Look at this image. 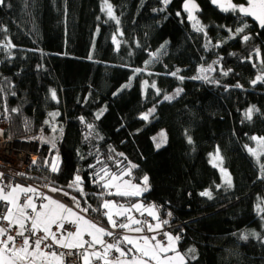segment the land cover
<instances>
[{
    "label": "trees",
    "instance_id": "trees-1",
    "mask_svg": "<svg viewBox=\"0 0 264 264\" xmlns=\"http://www.w3.org/2000/svg\"><path fill=\"white\" fill-rule=\"evenodd\" d=\"M103 1L0 2V136H57L42 140L40 160L13 183L64 190L103 225L106 200L152 202L163 228L178 235L183 264H264L256 208L264 165L248 152L254 136L264 138V26L213 0H196L192 22L185 0H106L116 19L105 17ZM214 58L226 74L194 78ZM148 61L154 66L142 75ZM176 88L175 99L163 100ZM162 128L166 143L155 148ZM214 151L230 185L210 162ZM123 172L136 183L147 178V189L113 194L103 181ZM130 213L119 217L135 219Z\"/></svg>",
    "mask_w": 264,
    "mask_h": 264
},
{
    "label": "rangeland",
    "instance_id": "rangeland-1",
    "mask_svg": "<svg viewBox=\"0 0 264 264\" xmlns=\"http://www.w3.org/2000/svg\"><path fill=\"white\" fill-rule=\"evenodd\" d=\"M213 1H219V0H213ZM248 1L249 0H247V2ZM219 5L224 10L238 9L241 11L245 4L243 3L236 4L234 1L228 0L226 4H219ZM102 9L104 11L106 18L116 19L113 7L106 0L102 2ZM113 41L114 43L118 42L116 36L113 37ZM153 66H154V62L148 61L146 67L141 71V74L143 75L144 72L149 71ZM225 74H226L225 70L221 67L219 58H214L208 64H202L198 66L196 73L194 75V78L207 80L213 77L214 79H218L219 77ZM147 86H148L147 81L143 80L142 81L143 95L146 94ZM180 93H181V89L176 88L172 92L167 94L165 98H163V100H173ZM153 112H154V106L151 107L147 112L143 113L142 117L144 119H147ZM6 122L7 120L5 118L2 119V121L0 122L1 127L6 126ZM1 129L2 128H0V130ZM37 137L41 139L40 141L41 143H42V140L43 141L46 140L49 142V144H53L55 139L57 138L56 134L54 133L51 135H45V136L40 134L39 136L37 135ZM166 139H167V135H166L165 129L162 128L158 130L152 136V142H153L154 147L155 148L162 147L166 143ZM252 140H253L252 145L248 148V152L250 153L254 161L259 166L261 165L263 166L264 165V138L259 137V136H254ZM54 161L56 162V157L54 158ZM210 162L217 169L219 176L221 178V182L223 184L230 185L232 182L231 175L229 171L226 168H224L222 164L221 156L218 153V151H214L210 155ZM53 164L55 165L54 162ZM124 174L125 172L120 173V174L109 175L105 178L103 183L106 185L107 188L109 185H111V188H108V189L111 190L113 194H122L125 196L126 195L133 196L136 193H140L141 191H144L145 189H147L148 187L147 178H143L141 183H136L124 177ZM119 185H122V187H125V189L121 191L116 188L118 191H120V192H117V190H115L114 187L119 186ZM26 187L27 185L22 184V183H16V184L12 183L11 188L9 190H6L4 187L0 186V200L5 199L7 201L8 199L11 202L12 201L18 202L19 198L20 197L22 198V196L20 195L21 191L23 190H25L26 192L28 191ZM131 187L133 189L135 188V191H131ZM54 192L61 193L64 197H67L66 192L64 190L56 189ZM55 200L56 201L52 205L51 212L49 213V216H48L49 218L47 219L48 225L52 226V225H55L57 222L59 223L60 221H63L64 214L68 213V215L72 214L73 216L75 212L78 213L73 208L66 205L63 201L57 200V199ZM258 202L259 203L257 204V207H256L257 214L262 221V228L264 232V200H259ZM106 203H108V201H106L104 204ZM45 206L47 205L46 203L43 202L42 207L40 209L43 210ZM108 206L109 207L114 206L118 208V206L115 205L114 202L112 201H109ZM125 206H128V205H125ZM130 208L132 209V211H134V213L145 212L149 216V218H151V220L154 221V224H155V226L154 224L152 225L150 223L146 224L147 228L145 231H149L151 235L158 233V232H162L166 236L165 243H161L157 241L154 235L150 236V238H147L144 235L145 233L131 234L133 233L132 230L137 233L138 231L139 233L141 232L140 228L135 229L136 226L135 227L133 226L134 228L132 227V224L134 225L135 223L137 222L139 223L140 221L139 218L136 217L137 219L136 218L133 219L132 220L133 222H131V224L128 225L129 232L127 233L129 234L127 235H129L130 237L129 236L125 237V242L130 244L129 250L125 248H121L117 244L116 245L107 244V246L102 251H98L96 253L95 257L101 259L102 262H110L112 261L113 258H112V255H110L107 252V250L114 249V251L116 252V254H114V257H115L114 259L125 257V256H134V257L145 258L149 260L150 262H152L153 264H183L186 260L185 256L182 255L180 252L176 251L177 243H178V235L163 228L164 221L163 219L159 218L158 208L155 205H152L151 203L143 202L140 199L135 200L134 203L131 204ZM131 209H130V212H132ZM107 211H109V215H110L109 222H107V224L103 225L100 223H96L95 221H92L91 219L86 217L84 214H82V215H79L78 217V219L80 218L79 220L76 219L77 227L73 232H67L66 234L60 235V237L59 236L57 238L54 237L55 239H52V240L57 242V243L55 242L54 243L61 247L86 248L87 250H90V251L95 250L97 246L104 244L106 240V235H108L109 229L112 228V225H113L112 220L114 216L113 217L111 216L113 210L107 209ZM12 212H13L12 207H9L8 211H6L7 217H10L12 215ZM15 221H17L16 225L18 226V229H20L21 221H18L17 218L15 219ZM26 222H27L26 220L25 221L23 220L24 225H26ZM157 227L159 228L157 229ZM253 232H256V230ZM253 235L256 236L257 234L254 233ZM262 240L264 241V235L262 237ZM2 247L4 248V245H0V250L2 249ZM10 250L11 252H9L10 253L9 256L12 259L7 257V259H5V262L0 259V264H40V262L42 264L44 263L45 264H49V263L56 264L58 262V259H56V257L47 255V254L46 256L44 252L42 251L39 252L37 251L36 248L35 250H33L34 253H33V256L30 258V260L28 257L26 258V254H27L26 250L23 254H18L12 249ZM104 252H105V255H104ZM90 253L91 252H88V255ZM10 259L12 261H10ZM88 259H90V257L87 256V258L83 260L84 263L85 262L87 263Z\"/></svg>",
    "mask_w": 264,
    "mask_h": 264
},
{
    "label": "built area",
    "instance_id": "built-area-1",
    "mask_svg": "<svg viewBox=\"0 0 264 264\" xmlns=\"http://www.w3.org/2000/svg\"><path fill=\"white\" fill-rule=\"evenodd\" d=\"M0 128L3 127L0 125ZM41 151L42 143L35 138L4 140L0 136V186L9 190L13 180H22L21 178L26 174L28 168L40 160ZM6 179L8 180L6 181ZM25 185L33 187L34 192H26L22 195V198L26 199L33 196L37 201V207L42 205L48 195L73 207L72 201L66 200L61 193L49 192L48 183L38 185L28 182ZM6 208L7 203L4 200H0V245L13 246L19 254L23 252L25 246L30 249L37 248L47 255L59 256V264H83V260L88 253L86 248L58 246L42 230L33 229L28 220H26L23 232H17L16 227L6 218ZM133 216L139 218L142 224H154V221L145 212H138ZM130 219V217L114 216L112 220L113 226L109 229L104 244L97 246L95 250L102 251L108 243H112L118 235L123 233V227L130 222ZM75 228L76 224L65 222L60 226V233L72 232ZM52 229L53 231H57V226H54ZM152 235L155 236L157 241L165 243L166 236L162 232ZM152 235L149 231H145L147 238H150ZM92 264H96V262L92 261Z\"/></svg>",
    "mask_w": 264,
    "mask_h": 264
},
{
    "label": "crops",
    "instance_id": "crops-1",
    "mask_svg": "<svg viewBox=\"0 0 264 264\" xmlns=\"http://www.w3.org/2000/svg\"><path fill=\"white\" fill-rule=\"evenodd\" d=\"M105 185V184H104ZM106 186V185H105ZM29 187V188H28ZM107 188V187H106ZM108 188H111V185H109L108 186ZM115 188V190H123V189H125V187H122V185H119V186H116V187H114ZM117 188V189H116ZM26 189L28 190L27 192H30V191H33L34 192V188L33 187H31L30 185H27V187H26ZM56 189H58V188H56V187H54V186H50L49 187V189H48V191L49 192H51V193H53ZM117 190V192H120V191H118ZM131 191H135V188L133 189L132 187H131ZM145 191V190H144ZM143 191H141L140 193H136L135 195H133V197L134 196H140L141 195V193H142ZM24 193H26V191L25 190H23V191H21V196L24 194ZM127 196V195H126ZM128 196H130V195H128ZM2 199V198H1ZM6 203H7V208H6V211H8V209H9V207H12V209H13V212H12V215L10 216V217H7V214H6V218H7V220L13 225V226H15L16 227V230H17V232H23V230L25 229V225H24V223H23V220L25 221V220H29V223H30V225H31V227L33 228V229H40V230H42L44 233H45V235L46 236H48L51 240L52 239H55V238H57L58 236L60 237V235H62V233H60V226L63 224V223H65V222H70V223H74V224H76V227H77V222H76V219H78V217H79V215H82L83 213L81 212V211H79L78 209H76L75 207H71V208H73L75 211H77L78 213H74L73 214V216H72V214H69L68 215V213L67 214H64V219H63V221H60L59 223L57 222L55 225H48L47 223H48V221H47V219L49 218L48 216H49V213L51 212V209H52V205H53V203H55V198H53L52 196H50V195H48V196H46V198H45V201H44V203H46V205L47 206H45V208H43V210L42 209H40L41 207H42V205H40V207H37V201H36V199H34V197L33 196H30L29 198H26V199H23V198H19V201L18 202H16V201H10V200H8L7 199V201L5 200V199H3ZM106 201H108V203H106V204H104ZM104 203H103V209L105 210V216H106V219H107V222H109V217H110V215H109V211H107V209H112L113 211H112V214H111V216L113 217V216H127V215H130L131 213H130V207H131V205H128V206H125V205H120V204H117V203H115L114 201H112V200H106ZM109 201H112V202H114V204L115 205H117L118 206V208H116V207H114V206H108V204H109ZM11 202V203H10ZM149 203H151L152 205H154V203H152V202H149ZM43 204V203H42ZM130 206V207H129ZM130 208V209H129ZM131 211H132V209H131ZM134 212V211H133ZM29 219H28V218ZM87 217V216H86ZM17 218V220L18 221H21V226H20V229H18V226L16 225V223H17V221H15V219ZM20 218V219H19ZM27 218V219H26ZM74 219V220H73ZM80 219V218H79ZM78 219V220H79ZM134 218H132V219H130V222L127 224V225H125L124 226V229H123V233L120 235V237H118V239H116V240H114L112 243H108V245L109 244H112V245H119L120 247H121V244H129V243H126L125 242V237H127V236H129V235H127V234H129V233H127V232H129V227H128V225L129 224H131V222H133L132 220H133ZM71 220H73V221H71ZM93 221V220H92ZM76 222V223H75ZM138 223V222H137ZM137 223H135L134 225L132 224V227L134 226H136L135 227V229H138V228H140L141 229V232L139 233V231H138V233L137 232H135V231H133L132 230V232L133 233H131V234H143V233H145V226L144 225H142V224H140V222L137 224ZM138 225V226H137ZM51 226V227H50ZM54 226H57V231H53V227ZM113 226V225H112ZM154 226H155V224H154ZM133 227V228H134ZM159 227H157V229H158ZM76 229V228H75ZM131 230V229H130ZM74 231V230H73ZM72 231V232H73ZM153 231H155V230H153ZM66 234V233H65ZM126 234V235H125ZM145 235V234H144ZM124 236V237H123ZM55 237V238H54ZM130 237V236H129ZM53 241V240H52ZM53 242H55V241H53ZM55 243H57V242H55ZM130 245V244H129ZM10 249H12L13 251H15L16 253H18L17 251H16V249L13 247V246H6V245H4V248L2 247V249L0 250V259L1 260H3L4 262H5V259H7V257H9V258H11L9 255H10V253L9 252H11V250ZM28 249V250H27ZM37 249V248H36ZM25 250H26V258L28 257L29 258V260H30V258L33 256V250H35V248H33V249H30L29 247H27V246H25V248H24V250H23V252L21 253V254H23L24 252H25ZM111 250V251H110ZM37 251H39L38 249H37ZM40 252V251H39ZM88 252H91L89 255H88V253H87V256L88 257H90V259H88V262L86 263H84V261H83V264H92V261H94L95 259H99V258H97V257H95V255H96V253L98 252L97 250H88ZM107 252L110 254V255H112V256H114V254H116V252L114 251V249H109V250H107ZM106 252V253H107ZM107 253V254H108ZM19 254V253H18ZM46 255V254H45ZM104 255H105V252H104ZM47 256V255H46ZM51 256H54V257H56V259H58V262L56 263V264H59L60 263V257L59 256H57V255H51ZM87 256H86V258H87ZM85 258V259H86ZM95 258V259H94ZM12 259V258H11ZM10 259V261H12ZM114 260V259H113ZM46 263H47V261H46ZM54 263V262H53ZM40 264H42L41 262H40ZM45 264V263H44ZM49 264H52V263H49ZM55 264V263H54Z\"/></svg>",
    "mask_w": 264,
    "mask_h": 264
},
{
    "label": "water",
    "instance_id": "water-1",
    "mask_svg": "<svg viewBox=\"0 0 264 264\" xmlns=\"http://www.w3.org/2000/svg\"><path fill=\"white\" fill-rule=\"evenodd\" d=\"M228 0H219V4H226ZM182 9L188 15V21L195 19L200 5L196 0H185L182 3ZM242 14L259 29L264 26V0H249L242 8ZM66 200H70L65 197ZM106 264H153L149 260L134 256H125L114 259Z\"/></svg>",
    "mask_w": 264,
    "mask_h": 264
}]
</instances>
